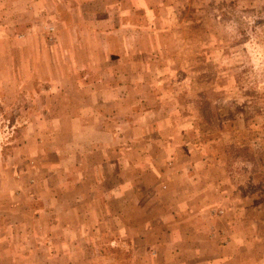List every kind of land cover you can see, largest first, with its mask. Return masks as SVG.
<instances>
[{"label": "crops", "instance_id": "0c3cea01", "mask_svg": "<svg viewBox=\"0 0 264 264\" xmlns=\"http://www.w3.org/2000/svg\"><path fill=\"white\" fill-rule=\"evenodd\" d=\"M45 7L57 94L0 176V264H110L105 235L132 264H264L221 203L222 165L168 119L167 0H0V38Z\"/></svg>", "mask_w": 264, "mask_h": 264}, {"label": "rangeland", "instance_id": "374dc122", "mask_svg": "<svg viewBox=\"0 0 264 264\" xmlns=\"http://www.w3.org/2000/svg\"><path fill=\"white\" fill-rule=\"evenodd\" d=\"M167 6V48L159 56L167 72L158 76L168 119L182 124L190 146L204 145L222 165L221 203L264 258V0H167ZM50 11L44 8L37 25L12 26L9 39L0 38V176L54 110L59 33ZM34 177L28 175L31 192ZM108 237L100 238L104 247L94 258L132 264L128 247L111 249Z\"/></svg>", "mask_w": 264, "mask_h": 264}]
</instances>
